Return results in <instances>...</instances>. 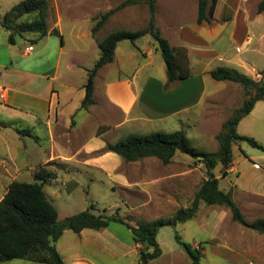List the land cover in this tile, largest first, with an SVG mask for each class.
<instances>
[{
    "label": "rangeland",
    "instance_id": "374dc122",
    "mask_svg": "<svg viewBox=\"0 0 264 264\" xmlns=\"http://www.w3.org/2000/svg\"><path fill=\"white\" fill-rule=\"evenodd\" d=\"M227 1V6L223 8L226 0H220L216 11V18L226 19V24L215 25L214 28L220 27L218 28L221 29L220 35L216 39H208L212 49L223 61H212L209 66L212 69L232 68L246 75L245 69L229 63L232 61L237 64L242 59L245 60L244 64L249 70V78L254 82H260L261 74H264V13L258 14L257 6L261 0ZM197 2L198 0H156L155 23L161 34L167 36L181 27L191 28L197 17ZM237 3L241 17L246 20L243 22L246 26L244 36H247L245 44L242 43L243 38L239 36L231 38L236 22L239 24L243 21L241 17L237 19L238 15L234 9ZM118 17L112 25L104 26V33L145 28L148 22L147 7L140 4L133 8V11L123 19L125 20L123 24L120 23V16ZM68 28L64 26V53L69 54L75 46H81L86 49L88 65L93 64L94 54L99 58L100 52L94 48L91 38L88 36L83 42L70 40L67 36ZM30 39L29 36L17 35L14 39L15 44L9 45L6 31L0 29V63L3 66H10V54L14 53V64H21L20 66L25 68V62L28 61L22 56L25 48L31 45L36 49L40 45L39 42L33 43ZM122 45L128 48L131 43L124 41ZM136 46L140 50L149 48L153 57V73L154 76H158V67L163 65V60L157 43L150 36H145L136 42ZM55 59L56 54L52 53L42 67L51 66L55 63ZM140 60L141 56H137L131 59L130 64ZM42 67L38 66L36 70H41ZM83 76L84 74H79L80 78ZM253 93V90L248 92L249 95ZM214 95L216 100L207 101ZM247 97L240 85L215 82L208 76L203 101L192 112L194 121L184 120L182 123H176L170 119L164 123L149 125L127 124L118 131L113 130L108 138L114 142L128 135L182 130L193 147L208 153H216L218 144L215 137L220 131L221 123L239 108ZM23 108L24 106L17 109L3 105V101L0 100V122L13 123L10 128H4L0 123V197L12 181L36 182V172L44 168L57 175V179L43 186V191L56 209L60 223L67 217L87 209L95 215L118 217L132 227L139 222L170 217L177 209L188 207L199 187L206 181L203 164L180 152H176L167 165L155 158H144L132 163L122 160L114 176H106L98 170L80 166L71 168L68 173L58 168L48 170L42 165L48 156L46 137L44 139L41 137L44 130L41 131L43 133L38 142L35 138L25 135L26 129L23 124L25 120L30 121V119ZM91 124L93 121H90V128ZM91 130L86 129V133H92ZM237 133L239 136L253 139L264 147V99L256 102L249 115L239 122ZM232 165L235 169L232 171L231 167L225 177L220 175V166L213 170L214 176L218 179L219 189L223 192L231 191L232 199L246 221L264 219V153L244 141H238L232 146ZM18 171V175L14 177ZM66 183L68 184L65 185ZM99 234L103 239L112 236L129 246L130 252L121 256L111 246L107 245V249H104L101 247L102 238L98 243H88L89 247L87 243H81L78 235L69 230L63 231L55 247L66 261L69 254L75 251L88 260L85 264H137L138 249L141 246H134L135 253L131 251L132 236L124 225L110 222L109 226ZM175 236L192 251H199L200 264H264V236L234 223L230 212L221 206H209L200 202L192 219L178 223L174 227L160 228L156 242L161 255L150 264H191ZM65 260H63L64 264ZM4 264L36 263L12 260Z\"/></svg>",
    "mask_w": 264,
    "mask_h": 264
},
{
    "label": "crops",
    "instance_id": "0c3cea01",
    "mask_svg": "<svg viewBox=\"0 0 264 264\" xmlns=\"http://www.w3.org/2000/svg\"><path fill=\"white\" fill-rule=\"evenodd\" d=\"M21 1L23 0H0V22L4 15ZM46 1L48 3L45 19L46 35L38 41L40 45L36 49L31 46L32 51L28 52L29 46L25 48L22 55L28 60L25 62V68H22L21 64H14V53L10 54V66H3L0 63V100L3 101V105L17 109L24 106L23 109L27 111L25 114L30 119V121L25 120L23 124L27 137L35 138L38 142L43 133L41 131L44 130L41 137L43 139L46 137L48 156L43 166L48 170L64 169L67 173L71 168L80 166L98 170L106 176H114L122 164V159L105 150L106 143L118 141L112 142L108 138L113 130L118 131L127 124L149 125L164 123L170 119L176 123H182L184 120L194 121L192 112L201 105L206 93V79L209 72L215 69L210 68L209 65L215 60L223 61L212 49L208 40L216 39L220 35L221 29L214 28L215 25L226 24V19L216 18L220 0H217L210 25L206 23L198 25L195 19V24L191 28L181 27L167 36H163L159 30L161 37L163 36L172 48L186 50L190 69L189 78L174 82L165 88L164 63L158 67V76H154L153 57L149 48L140 50L136 46L138 40L127 48L122 45L123 41L117 44L112 63L103 66L96 73L92 92L93 104L85 109L81 108L84 99L83 86L86 83L87 71L93 67L98 57L94 54L93 64L88 65L87 52L83 47L75 46L69 54L64 53V26L69 27L67 36L70 40L83 42L89 36L94 48L98 50L97 42L109 34L103 32L104 26L112 25L114 20L119 18L118 16H120V23L123 24L125 22L123 19L139 5L128 6L117 11L92 35L91 28L96 22V17L110 11L125 0L120 2L113 0ZM227 3L226 0L223 8L227 6ZM234 9L238 15L237 19L240 18L239 3ZM241 20H243L242 23L236 22L231 38L239 36L243 38L242 43L245 44L247 36H244L246 26L243 22L246 20L242 17ZM0 29L5 30L1 25ZM6 33L8 39L9 32L6 31ZM24 36H29L30 40L36 38L33 34ZM154 51L157 50L154 49ZM52 53L56 54L55 63L47 68L42 67ZM137 56H141V60L130 64L131 59ZM244 62L245 60L242 59L237 64L229 61L245 69L248 76L249 70ZM38 66L42 69L36 70ZM80 73L86 75L85 78L84 76L80 78ZM214 98L215 95L207 101L216 100ZM90 121H93L91 128ZM0 123L4 128L13 126V123L9 122L1 121ZM86 129H92V133H86ZM231 167L233 171L235 168L233 165ZM254 167L258 168L257 165ZM18 173L19 171L14 177ZM55 177L57 179V175ZM105 229L98 231L85 229L77 234L78 240L81 243H87L90 247L88 243L95 244L99 239H103L99 232ZM102 244V248L107 249V245L111 246L121 256L130 252L129 246L112 236L104 238ZM131 244V251L135 253L136 245L132 238ZM61 258L63 259L62 256ZM65 262V264H85L88 260L74 251L69 254Z\"/></svg>",
    "mask_w": 264,
    "mask_h": 264
},
{
    "label": "trees",
    "instance_id": "16d2710c",
    "mask_svg": "<svg viewBox=\"0 0 264 264\" xmlns=\"http://www.w3.org/2000/svg\"><path fill=\"white\" fill-rule=\"evenodd\" d=\"M217 0H198L196 23L210 24ZM144 4L148 11V22L145 28L136 31L118 30L109 33L97 42L100 52L98 60L87 71L86 83L83 86L84 99L81 108L85 109L93 104L92 92L94 77L98 70L112 63L118 43L128 41L134 44L137 40L150 36L157 43L158 51L165 67L166 84L190 77L188 57L185 49H174L169 42L161 37L155 23L156 0H125L110 11L96 17L91 28L94 35L117 11L128 7ZM48 3L46 0H23L13 6L3 17L0 25L8 34V43L15 44L17 35L33 34V43H37L46 35V15ZM258 14L264 13V0L257 6ZM31 46V45H30ZM260 82H254L248 76L236 70L218 67L209 72V76L216 82H230L240 85L246 92L247 98L242 105L234 110L223 122L215 140L218 144L216 153H208L190 144L184 131L177 130L169 133L156 132L148 135H128L117 142L106 143L105 150L118 155L124 162L132 163L144 158H155L162 164L171 162L176 152L191 157L203 164L206 181L199 187L188 207L177 209L170 217H162L150 222H139L135 227L130 226L118 217L95 215L89 209L67 217L63 222L58 221L56 209L46 198L43 186L54 180L55 174L44 168L35 174L36 182H11L0 200V264L12 260H23L36 264H64L56 250L55 243L61 238L64 230L79 234L85 229L101 230L107 228L110 222L124 225L131 233L138 249L137 264H150L161 255L156 242V235L160 228L174 227L192 219L198 210L200 202L206 205L221 206L230 212L231 220L259 235L264 236V219L257 218L246 221L240 208L233 201L231 191L223 192L219 189L218 179L213 170L220 166V175L225 177L232 166V146L238 141H244L252 148L264 153V147L253 139L239 136L237 126L249 115L256 102L264 99V74ZM254 93L249 95L248 92ZM101 130V129H100ZM101 132V131H98ZM175 239L182 245L191 264H200L201 254L192 251L187 245Z\"/></svg>",
    "mask_w": 264,
    "mask_h": 264
},
{
    "label": "built area",
    "instance_id": "2783aa9c",
    "mask_svg": "<svg viewBox=\"0 0 264 264\" xmlns=\"http://www.w3.org/2000/svg\"><path fill=\"white\" fill-rule=\"evenodd\" d=\"M27 51H28V52L32 51V47L29 46V47L27 48Z\"/></svg>",
    "mask_w": 264,
    "mask_h": 264
}]
</instances>
